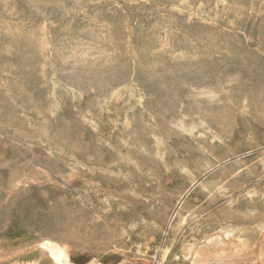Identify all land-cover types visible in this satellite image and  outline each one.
I'll list each match as a JSON object with an SVG mask.
<instances>
[{"label":"rangeland","instance_id":"1","mask_svg":"<svg viewBox=\"0 0 264 264\" xmlns=\"http://www.w3.org/2000/svg\"><path fill=\"white\" fill-rule=\"evenodd\" d=\"M238 216L264 218V0H0V264L201 263Z\"/></svg>","mask_w":264,"mask_h":264},{"label":"bare ground","instance_id":"2","mask_svg":"<svg viewBox=\"0 0 264 264\" xmlns=\"http://www.w3.org/2000/svg\"><path fill=\"white\" fill-rule=\"evenodd\" d=\"M198 182L200 181L198 180L194 182V186L197 185ZM179 207H180V203L177 204L173 212V217L175 218L179 216L180 213ZM253 216H251L249 220H246V218L242 219L238 216L239 217L238 221L235 220L236 225L234 227H232V224L227 225L216 235L210 236V238H208L205 241V243H202L201 246H194L192 245L193 242L187 244L184 243L180 250L182 255L184 256L183 257L184 260L186 259L190 261L192 260V258L196 256H198L199 258L202 252L200 248H202L203 246V247H210L214 253L212 255L208 254L209 257H205L204 262L200 263L198 262V260H196L192 264L225 263L227 262V260H230V258H237L239 259V262L240 259H242L243 261H251L252 264H264V218L262 219L261 217H258L254 219L255 217ZM224 219H227V216H225ZM155 224L161 226V223L158 221H155ZM247 225L253 227H248ZM164 230L166 231V233L172 230V224L170 223V220L166 228L164 226ZM247 232L248 235L250 233V236H251V232H255L258 234L257 235L258 241L254 247L253 245L250 246L247 243H245V241L240 237L242 234H245ZM43 247L50 253L51 257L57 264H72L64 248H61L58 245L53 244L52 242L49 241L44 243ZM199 250H201V252L198 254L197 251ZM161 261L162 263L165 262L164 258ZM235 261L237 260L235 259Z\"/></svg>","mask_w":264,"mask_h":264}]
</instances>
